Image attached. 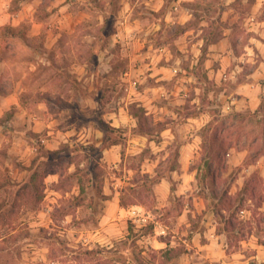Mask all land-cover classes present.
<instances>
[{
  "label": "crops",
  "instance_id": "obj_1",
  "mask_svg": "<svg viewBox=\"0 0 264 264\" xmlns=\"http://www.w3.org/2000/svg\"><path fill=\"white\" fill-rule=\"evenodd\" d=\"M141 2L155 13L166 5L161 21L146 25L129 13L115 34L82 45L76 40L82 31L68 26L73 17L61 0L55 5L59 11H50L30 30L29 36L42 33L45 42L22 46L34 58L27 71L17 73L24 61L0 62V204L13 215L31 213L21 223L31 233L24 238L21 259L46 263L53 239L37 233L56 227L58 240L76 247L82 243L89 254L94 249L118 254L121 264H264V240L243 235L238 227L225 231L212 205L198 196L183 207L175 224H156L154 234L133 243L127 235L128 211H139V201L126 197L127 191L139 189L134 181L139 168L127 167L129 160L139 164V158L147 165L142 173L156 180L159 202L174 193L191 197L197 176L191 166L204 160L207 125L217 117L259 110L264 102V0ZM235 4L249 10L240 12ZM65 37L71 39L64 44ZM146 150L149 155H143ZM64 158L66 171L59 166ZM171 158L177 169L166 175L155 171ZM246 158V151L237 153L233 164L240 166ZM262 160L259 156L248 165L229 196L242 190ZM99 168L107 175L97 181ZM65 176L73 182L70 189L59 186ZM24 185L30 186L17 194ZM69 198L82 200L71 205L77 213L98 212L85 233L73 228L70 234L68 220L56 225L48 217ZM245 205L264 216V201ZM251 212L237 211L242 224L250 223ZM221 213L228 216L222 207ZM5 222L0 220V228L10 226ZM11 234L0 235V244Z\"/></svg>",
  "mask_w": 264,
  "mask_h": 264
},
{
  "label": "rangeland",
  "instance_id": "obj_2",
  "mask_svg": "<svg viewBox=\"0 0 264 264\" xmlns=\"http://www.w3.org/2000/svg\"><path fill=\"white\" fill-rule=\"evenodd\" d=\"M61 0H0V62L2 61H24L17 72L23 75L27 71V66L34 58L33 54L22 48L24 45L39 46L45 42V36L41 33L37 36H29L30 30L37 21H42L50 11H59ZM65 11L72 14L73 19L69 22V27L74 26L81 30V34L76 40L79 44H87L92 38L104 39L108 34H115L118 31L119 20L126 19L127 15L131 13V18L140 17L142 22L146 25H151L153 22L161 21V17L166 11V5L158 12H153L151 6L141 2V0H63ZM170 2L171 0H165ZM234 8L240 12H247L249 7L247 5L235 4ZM217 6L216 9H218ZM17 14H22L21 18L16 17ZM76 17V18H74ZM130 18L128 19V22ZM76 23V24H75ZM95 30V32H92ZM89 31V33H88ZM168 37V34H165ZM245 37V36H244ZM68 38V39H67ZM65 37L64 44L68 43L70 37ZM107 38V37H106ZM39 70V69H37ZM16 71V69H15ZM214 110V109H213ZM243 119L231 122L232 126L223 133L219 134V141L214 146L216 153H212L210 158L207 157L205 151L201 152V157H204L202 162H195L191 168L197 171V176L194 182V191L191 197L179 195L174 193L168 196L166 201H158L153 190L156 182L155 179H149L142 173L147 165H142L141 158L139 164L136 161L129 160L127 167L137 170L139 168V177H135L134 181L139 183V189L129 190L126 192V197L129 202L139 201V222L133 221L130 217L127 220L128 238L134 243L137 239H142L148 235L154 234L155 225L167 227L175 224L178 221V216L181 214L183 207L189 205L192 197L204 198L210 205H214L217 199L220 198L225 192H232L241 184V177L247 175L248 165L255 162V158L259 154L264 157V111L255 117L248 114L243 115ZM232 119H229L231 121ZM224 121V117H217L213 122L212 128L220 127ZM211 130L208 135H211ZM215 134V131L213 132ZM219 147V149H218ZM217 148V149H216ZM247 152V158L240 166L233 164V156L237 153ZM143 155H149V150ZM211 162L210 169L205 166L204 162ZM171 162L166 164H159L156 166L155 171L160 175L169 174L173 169L178 168L175 159H170ZM257 166V174L264 179V160ZM60 168L66 171L67 159L64 158L59 164ZM43 170H41L42 172ZM107 172H103L99 168L97 181ZM87 179H81V185L86 188ZM7 183L5 182V185ZM73 182L69 177L65 176L60 183V187L70 189ZM99 188L100 183L94 185ZM175 189V186H174ZM6 190V189H5ZM257 194L261 202L264 201V184L257 189ZM71 198L61 201L60 207L54 208L48 213L55 224H61L62 220H68L67 231L71 234L73 228L78 229L80 233H85L88 224L94 223L98 217V212L94 214L82 210L79 213L71 207L76 202ZM84 199L83 205H86L87 196ZM1 200L3 198L1 197ZM5 201V200H4ZM255 206L258 203H253ZM164 205V206H163ZM236 207V204H234ZM163 206V207H162ZM243 209H251L252 217L248 224H243L239 228L242 234L247 233L255 235L258 239L264 240V216L251 206L244 205ZM29 214L27 211H18L14 215L9 214L5 220L8 227L0 228V235L8 236L4 243L0 244V264H25L21 259V254L26 251L27 244L24 238L31 234L27 226L21 225L27 221ZM229 215V213L227 214ZM241 215V214H240ZM228 217V216H226ZM143 219V220H141ZM235 222L241 221L238 216ZM16 222L17 226L11 225V222ZM5 222V224H6ZM252 223V224H251ZM59 224V225H60ZM19 226V227H18ZM222 228V226H221ZM59 229L53 227L48 230L46 234L41 230L37 234L39 236L48 235L52 238L49 250V259L43 264H121L123 259L118 254H103L102 249H94L91 254L88 253V247L82 243L72 245L66 243L67 239H59ZM67 233V234H68ZM66 234V235H67ZM236 235V234H234ZM237 237V236H235ZM58 240V243H57ZM135 246L138 248L135 244ZM100 253V255H97ZM36 264H40L39 262Z\"/></svg>",
  "mask_w": 264,
  "mask_h": 264
},
{
  "label": "trees",
  "instance_id": "obj_3",
  "mask_svg": "<svg viewBox=\"0 0 264 264\" xmlns=\"http://www.w3.org/2000/svg\"><path fill=\"white\" fill-rule=\"evenodd\" d=\"M263 111H264V102L261 103L259 110H257L255 113H250L248 115L255 117L257 115H260ZM243 115L244 114L227 115L224 117V121L221 123V126L217 127V128L216 127L212 128L213 122H211L207 125V127L205 128V132L203 133L202 148H203V151H205L208 158H210V156L212 155L213 152H214V154L216 153L214 146H216V144L219 141V134L223 133L224 130L230 128L232 126V124H230L231 122H234V121L239 120V119H243L244 118ZM229 119H232V120L229 121ZM210 130H211L212 134L208 135V132ZM214 131H215V134H213ZM218 149H219V147H218ZM48 155L53 156L52 153H47L46 156H48ZM259 156L260 155L258 154L255 159L257 160V158ZM204 164H205V166H207L210 169V167H211L210 161H207V159H206ZM37 174L38 173L36 171L34 173V175L36 176ZM263 184H264V181L262 180V178L256 172H254L245 181L242 190L239 193H237L234 197L229 196L228 192H225L219 198L218 203L211 206V210L214 212V214L217 218V221L220 224H222V227L224 228L225 231L230 232L231 230L236 229L237 225L239 228L241 227V225H243L242 221L235 222V220H236L235 218L237 217V211L242 210L243 206L245 205V203L248 200H251L253 203L254 202L258 203L257 206L261 205L260 197L258 196L256 191L260 186H263ZM29 186L30 185L22 186L21 188L18 189L17 194H20V193L23 194L25 192V190L29 188ZM31 186L34 189H36V186H37L36 182L33 181ZM234 204H236V207H234L235 206ZM121 205L126 206V203L124 201H121ZM221 207L224 208L229 213L228 217H224L222 215ZM9 214H12V210L1 203L0 204V220L1 221L7 220L6 218L9 216Z\"/></svg>",
  "mask_w": 264,
  "mask_h": 264
},
{
  "label": "built area",
  "instance_id": "obj_4",
  "mask_svg": "<svg viewBox=\"0 0 264 264\" xmlns=\"http://www.w3.org/2000/svg\"><path fill=\"white\" fill-rule=\"evenodd\" d=\"M128 215H129L130 219H132L133 221H136V222H139V219L141 218L139 211L136 209H130L128 211ZM141 220H143V219H141Z\"/></svg>",
  "mask_w": 264,
  "mask_h": 264
}]
</instances>
